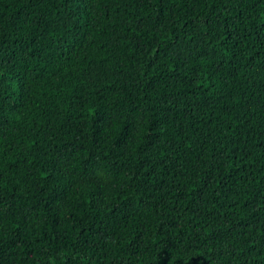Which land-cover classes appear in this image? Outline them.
Masks as SVG:
<instances>
[{"label": "trees", "instance_id": "trees-1", "mask_svg": "<svg viewBox=\"0 0 264 264\" xmlns=\"http://www.w3.org/2000/svg\"><path fill=\"white\" fill-rule=\"evenodd\" d=\"M0 264H264V0H0Z\"/></svg>", "mask_w": 264, "mask_h": 264}]
</instances>
